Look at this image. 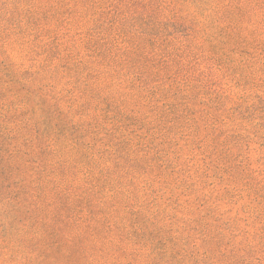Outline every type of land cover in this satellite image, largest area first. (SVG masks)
<instances>
[{"label": "rangeland", "instance_id": "rangeland-1", "mask_svg": "<svg viewBox=\"0 0 264 264\" xmlns=\"http://www.w3.org/2000/svg\"><path fill=\"white\" fill-rule=\"evenodd\" d=\"M0 264H264V0H0Z\"/></svg>", "mask_w": 264, "mask_h": 264}]
</instances>
